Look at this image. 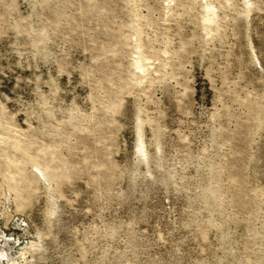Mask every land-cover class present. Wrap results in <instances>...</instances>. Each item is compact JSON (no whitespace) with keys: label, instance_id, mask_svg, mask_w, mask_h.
Instances as JSON below:
<instances>
[{"label":"rangeland","instance_id":"374dc122","mask_svg":"<svg viewBox=\"0 0 264 264\" xmlns=\"http://www.w3.org/2000/svg\"><path fill=\"white\" fill-rule=\"evenodd\" d=\"M0 264H264V0H0Z\"/></svg>","mask_w":264,"mask_h":264}]
</instances>
